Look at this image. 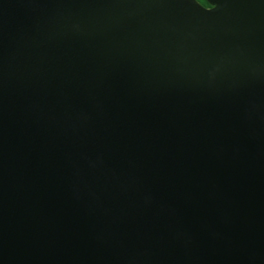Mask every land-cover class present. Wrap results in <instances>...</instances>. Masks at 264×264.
Wrapping results in <instances>:
<instances>
[{"label": "water", "instance_id": "1", "mask_svg": "<svg viewBox=\"0 0 264 264\" xmlns=\"http://www.w3.org/2000/svg\"><path fill=\"white\" fill-rule=\"evenodd\" d=\"M0 0V264H264V0Z\"/></svg>", "mask_w": 264, "mask_h": 264}, {"label": "trees", "instance_id": "2", "mask_svg": "<svg viewBox=\"0 0 264 264\" xmlns=\"http://www.w3.org/2000/svg\"><path fill=\"white\" fill-rule=\"evenodd\" d=\"M202 4L206 5V6H211L207 0H199Z\"/></svg>", "mask_w": 264, "mask_h": 264}]
</instances>
